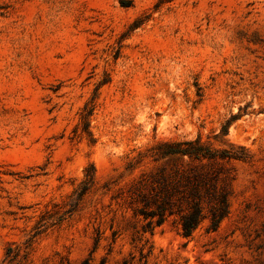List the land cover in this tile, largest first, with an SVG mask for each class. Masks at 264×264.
<instances>
[{
    "label": "rangeland",
    "instance_id": "1",
    "mask_svg": "<svg viewBox=\"0 0 264 264\" xmlns=\"http://www.w3.org/2000/svg\"><path fill=\"white\" fill-rule=\"evenodd\" d=\"M226 121L228 216L134 242L152 148ZM85 260L264 264V0H0V264Z\"/></svg>",
    "mask_w": 264,
    "mask_h": 264
},
{
    "label": "trees",
    "instance_id": "2",
    "mask_svg": "<svg viewBox=\"0 0 264 264\" xmlns=\"http://www.w3.org/2000/svg\"><path fill=\"white\" fill-rule=\"evenodd\" d=\"M229 122L213 135L215 140L226 142L222 137L228 133ZM226 144L214 148L197 136L162 141L152 148L153 169L141 173L127 190L133 215L142 218L134 242L141 241L145 233L153 235L155 228L170 220L185 238H191L203 223L206 232L218 229L230 210L233 161L247 158L243 146Z\"/></svg>",
    "mask_w": 264,
    "mask_h": 264
}]
</instances>
